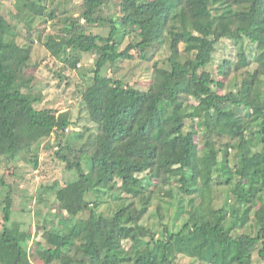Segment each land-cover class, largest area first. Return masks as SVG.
<instances>
[{
	"label": "trees",
	"instance_id": "16d2710c",
	"mask_svg": "<svg viewBox=\"0 0 264 264\" xmlns=\"http://www.w3.org/2000/svg\"><path fill=\"white\" fill-rule=\"evenodd\" d=\"M48 1H26L24 46L0 13V167L24 156L38 169L30 155L54 139L57 157L77 174L56 192L62 215L36 243L37 260L264 264V0H118L120 15L106 18L97 15L104 0H82L79 18H59ZM45 15L61 25L44 41ZM36 42L71 69L80 54L97 55L82 119L37 108L42 98L24 76ZM136 55L148 63L143 83L104 75ZM72 126L81 132L66 140ZM85 136L94 147L74 163L64 154ZM3 185L0 264H33L32 237L12 218L14 186ZM224 187L229 196L216 208ZM156 203L159 216L174 208L175 221H189L179 231L160 223L157 237L143 223Z\"/></svg>",
	"mask_w": 264,
	"mask_h": 264
},
{
	"label": "rangeland",
	"instance_id": "374dc122",
	"mask_svg": "<svg viewBox=\"0 0 264 264\" xmlns=\"http://www.w3.org/2000/svg\"><path fill=\"white\" fill-rule=\"evenodd\" d=\"M27 0H0V13L15 26V32L18 33V43L22 46L26 44V24L30 19V12L25 7ZM106 7L97 12L99 17H118L119 7L118 0H104ZM82 0H49L47 6L49 10L57 9V16L62 18L64 15L74 16L79 18L82 12ZM66 13V14H63ZM46 16V34L45 39L50 34H55L59 25L58 19L51 20ZM39 20L34 21V27H38ZM98 32V30H95ZM104 33V28L101 31ZM20 33V34H19ZM156 49L148 50L150 54H154ZM167 54L162 52L156 54V61L162 62ZM251 69H256L255 59L257 50L252 46V51L249 55ZM97 55L95 54H80V64L77 69H71L61 59H56L47 51L44 42H36L30 66L25 68L24 76L32 78V88L35 94L41 96L42 100L37 104V108H52L59 112H68L73 122L77 119H82L80 112L81 108V92L85 91L90 84L92 70L94 69ZM147 65L142 62L138 55L133 62H122L118 64L119 70L114 73L111 65H108L104 70V75H112L116 79H121L126 83L136 84L147 79ZM213 76H217V71L212 70ZM84 124L90 123L82 120ZM74 132H81L80 128L72 126L66 134V140H70ZM93 137L85 136L79 142L73 145V151L67 150L64 155L72 162H77L80 152L90 153L94 147ZM201 139H203L201 137ZM202 143V142H201ZM59 147L54 139L44 141L38 151L33 152L37 155L39 161L38 169L33 167V164L27 157H21L10 169L5 165L0 167V203L9 188L4 187L3 183L12 187V197L14 201L13 221L21 225L22 230L31 235L32 239L29 246L30 258L33 264H44L37 260L35 256L36 243L44 242L46 229H51L58 223L57 216L61 218L57 201V190L76 180L77 174L75 171H70L66 168V164L59 160L57 151ZM233 153V152H232ZM13 173V175H12ZM11 175V176H10ZM220 194L217 197L214 206L220 208L223 206L225 198L229 196L228 188L220 189ZM108 198V197H107ZM157 203L152 207L150 213L144 220V224L156 232V236L160 237V223L169 224L175 231H179L182 226L189 221V215L184 214L182 218L175 221V209L169 208L168 212H163L165 216H159ZM3 207L0 206V235L3 232ZM54 217V218H53ZM256 257V261H258ZM176 264H199L185 257H177ZM260 263V262H258ZM57 264V263H55Z\"/></svg>",
	"mask_w": 264,
	"mask_h": 264
}]
</instances>
